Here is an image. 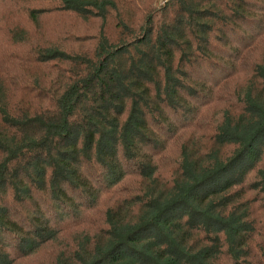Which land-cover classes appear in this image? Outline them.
<instances>
[{"label":"trees","instance_id":"16d2710c","mask_svg":"<svg viewBox=\"0 0 264 264\" xmlns=\"http://www.w3.org/2000/svg\"><path fill=\"white\" fill-rule=\"evenodd\" d=\"M20 2L84 32L0 53V264H264V0Z\"/></svg>","mask_w":264,"mask_h":264},{"label":"rangeland","instance_id":"374dc122","mask_svg":"<svg viewBox=\"0 0 264 264\" xmlns=\"http://www.w3.org/2000/svg\"><path fill=\"white\" fill-rule=\"evenodd\" d=\"M26 8L27 4L20 2V0H0V53L2 50L9 49L10 47H16L14 44L15 40L12 38V33L14 32L22 33L23 38L20 39V43L22 42L23 45L29 44V41L33 40L41 44H54L59 41L64 44L66 40H73L75 36H79L80 33L84 32V28L74 25L71 19L63 17L56 19L43 17L40 20L38 28L35 29L28 21ZM68 33L73 34V36L60 40L62 35ZM16 69L23 76H31V72H35L28 71L25 68H23L25 71L20 70L17 66ZM43 75H47V78H50L53 72L47 71Z\"/></svg>","mask_w":264,"mask_h":264}]
</instances>
